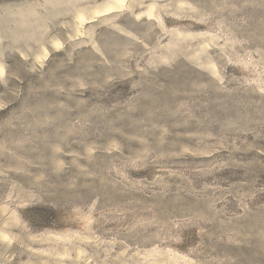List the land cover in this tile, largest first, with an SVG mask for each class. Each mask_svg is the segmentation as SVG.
<instances>
[{
    "label": "rangeland",
    "instance_id": "obj_1",
    "mask_svg": "<svg viewBox=\"0 0 264 264\" xmlns=\"http://www.w3.org/2000/svg\"><path fill=\"white\" fill-rule=\"evenodd\" d=\"M0 264H264V0H0Z\"/></svg>",
    "mask_w": 264,
    "mask_h": 264
},
{
    "label": "trees",
    "instance_id": "obj_2",
    "mask_svg": "<svg viewBox=\"0 0 264 264\" xmlns=\"http://www.w3.org/2000/svg\"><path fill=\"white\" fill-rule=\"evenodd\" d=\"M30 212V215L28 214L26 216V221L30 223L31 225L40 224L42 226H48L49 220L52 217L53 209L52 208H44V207H37L33 206L30 207L28 213Z\"/></svg>",
    "mask_w": 264,
    "mask_h": 264
}]
</instances>
